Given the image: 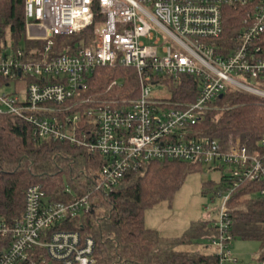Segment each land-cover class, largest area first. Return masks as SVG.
Segmentation results:
<instances>
[{
    "label": "built area",
    "instance_id": "built-area-1",
    "mask_svg": "<svg viewBox=\"0 0 264 264\" xmlns=\"http://www.w3.org/2000/svg\"><path fill=\"white\" fill-rule=\"evenodd\" d=\"M232 10L244 15L229 39ZM24 13L27 40L41 47L4 45L0 23V90L15 87L0 94V115L26 123L35 142H66L106 163L81 195L69 186L52 198L29 186L22 218H0V264H99L94 239L70 229H83L98 195H111L153 161L229 169L216 194L222 204L208 214L215 230L208 239L218 264H241L231 250L228 204L244 184L258 185L264 198V136L254 148L239 139L223 146L194 128L227 91L264 99V0H25ZM93 26L92 46L54 49L58 37ZM117 66L136 74L137 97H87L96 71ZM183 78L195 80L194 102L153 96V86L179 87Z\"/></svg>",
    "mask_w": 264,
    "mask_h": 264
},
{
    "label": "trees",
    "instance_id": "trees-1",
    "mask_svg": "<svg viewBox=\"0 0 264 264\" xmlns=\"http://www.w3.org/2000/svg\"><path fill=\"white\" fill-rule=\"evenodd\" d=\"M25 0H0L1 40L12 49L26 50L41 47L26 37ZM227 36L233 38L236 21L244 15L242 10L229 12ZM95 26L72 36L58 37L56 52L68 47L74 51L93 45ZM121 69L120 76L111 75ZM113 81L118 85L109 89ZM195 80L183 78L182 85L173 87L174 102H194L197 96ZM139 82L131 69L101 68L90 82L87 97L100 101L122 103L137 97ZM215 109L207 112L194 128L196 136L210 137L221 145L239 139L254 148L264 136V99L240 92L227 91L215 102ZM217 107L220 109L216 111ZM106 160L66 142L43 140L35 142L31 128L12 116L0 115V218L13 224L24 213L25 191L40 185L52 198H60L67 179L77 194L86 191L88 180L97 175ZM203 167L179 161H153L145 170L128 175L111 195H98L96 208L83 221L82 231L94 239L99 264H218L213 254L200 251H178L181 245L214 233L208 216L193 223L186 234L175 240H164L145 226V212L164 201L171 202L183 186L186 177ZM222 171V169H217ZM227 176L222 173L219 183L207 182L204 194H217L225 187ZM256 184H244L235 192L228 204L231 209L233 239L256 241L264 261V198L258 195ZM244 207L241 211L239 208Z\"/></svg>",
    "mask_w": 264,
    "mask_h": 264
},
{
    "label": "rangeland",
    "instance_id": "rangeland-1",
    "mask_svg": "<svg viewBox=\"0 0 264 264\" xmlns=\"http://www.w3.org/2000/svg\"><path fill=\"white\" fill-rule=\"evenodd\" d=\"M147 43V42H146ZM121 69L114 70L111 74L115 78L119 77ZM25 80H21L16 85L19 92L25 90ZM173 87L175 85L153 86V96L158 98L173 97ZM15 87L12 85L0 90L2 92H12ZM135 98L134 95L131 99ZM220 108L217 107L216 111ZM222 173L227 175L229 169L225 167L222 171L204 166L201 171L189 174L181 189L175 194L171 202L164 201L145 212L144 222L146 226L158 230L163 238H173L184 234L189 230L193 223L204 220L208 214L214 217L218 208L222 204V197L215 194H204L203 185L207 182L219 183ZM64 186L69 187L68 180H64ZM64 187V188H65ZM244 208V207H241ZM186 234V233H185ZM210 241L207 238H201L192 243L182 245L178 248L180 251H200L204 254L212 253ZM231 250L238 262L241 264H259L260 245L256 241H242L236 239L232 242Z\"/></svg>",
    "mask_w": 264,
    "mask_h": 264
},
{
    "label": "crops",
    "instance_id": "crops-1",
    "mask_svg": "<svg viewBox=\"0 0 264 264\" xmlns=\"http://www.w3.org/2000/svg\"><path fill=\"white\" fill-rule=\"evenodd\" d=\"M145 226H146V224H145ZM148 229H150V230H153V231H155V232H157L158 234H159V236H160V233L158 232V230H156V229H154L153 227H149V226H146ZM188 229H190V227L188 228ZM187 232V230H185V232H184V234H182L181 236H178V237H173V238H163L162 236H160L162 239H164V240H169V241H171V240H175V239H178V238H181V237H183L184 235H185V233ZM182 246V245H181ZM180 247V246H179ZM178 247V248H179ZM178 248H177V250H178ZM178 251H180V250H178ZM208 254V253H207ZM211 254V253H210Z\"/></svg>",
    "mask_w": 264,
    "mask_h": 264
},
{
    "label": "water",
    "instance_id": "water-1",
    "mask_svg": "<svg viewBox=\"0 0 264 264\" xmlns=\"http://www.w3.org/2000/svg\"><path fill=\"white\" fill-rule=\"evenodd\" d=\"M223 98V96H220V99H222Z\"/></svg>",
    "mask_w": 264,
    "mask_h": 264
}]
</instances>
